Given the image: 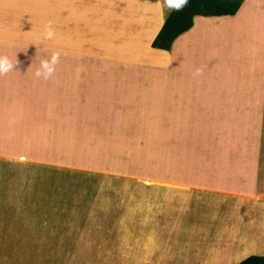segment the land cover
Returning a JSON list of instances; mask_svg holds the SVG:
<instances>
[{"label":"crops","instance_id":"crops-1","mask_svg":"<svg viewBox=\"0 0 264 264\" xmlns=\"http://www.w3.org/2000/svg\"><path fill=\"white\" fill-rule=\"evenodd\" d=\"M83 5H86L83 0H0V54L12 59L20 47L28 52V48L36 50L28 84L30 93H34L36 81V97L27 120L31 134L46 137L45 143L52 145L53 154L50 149L42 154L44 157L28 159L30 162L67 168L68 145L78 144L75 140L81 141L85 135H68L67 126L71 123L68 115L74 109H132L136 122L153 128L139 119L140 111L145 119L146 109L151 106L147 95L144 92L128 95L125 91L127 95L121 98V88L113 78L129 84V70L126 69V75L121 68L117 74L113 70L119 64L124 65L121 63H128L129 56L134 57V62L158 69L156 74H142L145 80L154 76L158 82L151 84L150 77L152 95L158 101L150 116L151 121L158 123V178L142 175L133 178L131 174L118 175L119 172L110 175L158 183V200L109 198L67 204L73 207L76 219L80 218L76 233L84 237L79 241L85 243L80 249L92 252L91 257L144 258L145 261L135 260L134 264H162L159 259L173 247L172 228L179 219L187 221L192 217L188 218L186 197L188 200L198 190L248 200L250 210L264 221L256 213V206L260 205L264 215V4L244 0L230 16L197 15L192 27L178 35L169 49L151 47L169 12L164 0H89L87 8ZM84 14L107 17L117 22L115 29L109 28L105 21L95 20L92 23H97L99 28L87 31L91 32L90 36L84 39L83 27L76 18ZM114 18L124 20L122 29L117 30L122 22ZM49 21L56 35L52 40H45L44 25ZM13 43L15 46L10 52ZM47 45L48 50L42 55ZM54 51L60 53L55 72L47 80L36 78L34 73L40 61ZM107 55L114 59H107ZM78 58L98 62L106 59L109 64L122 62L101 69L93 61L77 62ZM90 69H98L100 74L107 72L108 81L92 74ZM197 69H203L202 75L194 77ZM84 70L86 73L81 76ZM8 74L0 75L3 99L11 92ZM59 82L64 85L61 93ZM44 83L48 86L52 83L59 95L42 92L39 86ZM13 90L19 93L20 83L12 81ZM126 98L130 102L125 105ZM11 109H17L11 100L7 107L4 102L0 103V123L4 124L6 117V125L11 126L15 115ZM112 119L115 121V117ZM116 123L121 128L128 125L120 119ZM38 144L41 146V140ZM59 146L64 147L63 160ZM22 159L13 153L0 152V160L11 166L16 164V174L18 161ZM258 162L262 164L260 184L256 179ZM108 171L111 170L105 172ZM105 189L102 191L105 196L116 190ZM16 192L17 189L13 191L7 186L4 189L0 185V264H18L20 236L15 220L17 223V218L25 217L27 212L32 217L29 219L34 220L43 215L38 211L40 208L49 212V202L31 201L20 205L18 200L13 201ZM28 204L31 207L25 208ZM84 206L85 209L78 210ZM191 226L192 222H187V229ZM95 236L96 245H92ZM24 237L35 241L34 237ZM13 242L12 256L4 255V248L9 252ZM103 243L105 246H101Z\"/></svg>","mask_w":264,"mask_h":264},{"label":"rangeland","instance_id":"rangeland-1","mask_svg":"<svg viewBox=\"0 0 264 264\" xmlns=\"http://www.w3.org/2000/svg\"><path fill=\"white\" fill-rule=\"evenodd\" d=\"M83 1L86 2V5L89 2V0ZM258 1L264 4V0ZM86 5H83V8H87ZM76 18L83 27L84 39L88 38L87 35L90 36L91 32L87 31L99 28L97 23H92L95 20L105 21L109 28L112 26V29H115V23H117H113L107 17L86 16L85 14ZM114 19L122 22L117 30L122 29L124 20ZM34 24L38 25L36 22ZM92 24H96V26ZM11 46L13 47H10V52L14 49L15 43ZM21 49L20 47L12 58L19 61V66L14 67L13 73L9 72L8 74L11 79V92L7 95V99H3V95H0V103L4 102L5 107L11 100L12 106L17 108L11 109L13 113L15 112L11 126L6 125V117L5 123H0V152L13 153L23 159L18 161V174L15 173V163L11 166L6 161L0 160V185L4 189L6 186L12 187L13 191L17 189L18 192L13 195L12 200H18L20 205L31 201L49 202V212L40 208L38 211L43 215L34 217V220L29 219L32 218L29 216V212L25 217L20 215L17 218V223L15 220L14 223L17 224L16 227H18V235L20 236L18 243L20 258L17 253L18 264H134L136 261H145L144 258L117 259L103 256L94 257V255L91 257L92 252L80 249L85 245L84 241H79L84 240V237H80L76 233L80 218H77V222L75 212L71 209L72 206H67V204L109 200V198L113 201L123 199L134 201L158 200V183H145L140 179L132 180L118 176L119 174H131L133 178L139 177L137 175L158 178V158L160 156L158 153V123L150 120V116L154 112L153 108L158 104L152 95L150 77L153 80L151 84H154L155 80L157 82V79L154 76H148L145 80L142 75L156 74L158 69L141 62L132 61L133 56H129L130 61L128 63L116 61L113 62L114 64H109L106 59L103 60L105 62H98L94 59L78 58L77 62L91 63L93 61V64L101 69L110 68L112 65L117 66L118 63L124 64L123 66L119 64L113 71L117 74L121 68L126 75L128 68L129 73L127 75L129 76L127 77L129 80L127 82L129 84L123 79L115 77L113 82L120 86L121 98L127 93L134 95L136 92H144L147 95L151 106L146 109L145 119L142 111H140L139 119L146 125L152 124L153 128L136 122L132 109H74V112L69 111L68 115L69 122L71 121L67 126L68 135L77 133L85 135L81 141L75 140L78 144L68 145L67 168L48 166L47 164L40 166L28 159L37 156L44 157L42 154H46L50 149L51 154H53V149L52 145H46V137H35L29 129L27 119L31 116L35 104L36 81L33 86L34 93L33 91L30 93L28 84L30 83V67L34 65L36 50H34L35 48H24L29 50L28 52ZM43 49L45 50L42 55L48 50V45ZM76 52L80 53V50ZM27 57L28 59L25 60ZM106 57L107 59L113 58L110 55ZM82 60L84 61L81 62ZM90 70L93 71L92 74L100 75L105 82L108 81L107 72L100 74L98 69ZM85 71L81 76L86 73ZM169 71L170 68L167 73ZM12 81L16 82L17 85L20 83L21 90L19 93L16 90L12 91ZM59 81H64V79ZM59 83H61V93L64 85L62 82ZM39 88L42 92L51 93L50 96L59 95L52 83L49 86L46 83L43 86L41 84ZM128 102H130L129 98H126L124 104L126 105ZM107 110L113 111L108 114ZM112 117H115V121ZM117 119L127 121V127H119L116 123ZM38 140H41V146L38 144ZM58 150H61V157H59L63 160L64 147L59 146ZM107 170L111 171L105 172ZM113 172L119 173L118 175L114 174L115 177L112 178L110 175ZM261 176L262 164L258 162L256 175L258 184L261 183ZM127 181L132 182L128 183ZM104 188H106L104 191H114L113 188L116 190L115 193L106 194L107 199L105 193H102ZM198 191L197 194L191 195L188 200L186 197L188 218L192 217L187 221L179 219L178 224L172 228L170 237L173 247L163 259H159L162 264H237L250 254L264 255V221L261 220L262 218L257 219V215L250 210L251 202L243 200L239 196H221ZM20 205L18 206L20 207ZM31 205L28 204L25 208H29ZM246 205L247 208L245 209L244 206ZM259 207L260 205L256 206V213L264 217ZM80 209H85V206L78 208V210ZM26 218L27 220H25ZM187 222L193 224L189 229H187ZM25 235L34 237L35 241L24 237ZM90 244L96 245V241ZM101 246H105V243ZM14 247L15 242L12 243L9 252L4 248L2 253L4 255L8 253L9 256H12ZM155 259L158 261V258Z\"/></svg>","mask_w":264,"mask_h":264},{"label":"trees","instance_id":"trees-1","mask_svg":"<svg viewBox=\"0 0 264 264\" xmlns=\"http://www.w3.org/2000/svg\"><path fill=\"white\" fill-rule=\"evenodd\" d=\"M244 0H189L180 12H168L163 25L151 41L154 48L169 49L172 41L192 27L193 19L201 16H230L235 14ZM237 264H264V255L250 254Z\"/></svg>","mask_w":264,"mask_h":264},{"label":"clouds","instance_id":"clouds-1","mask_svg":"<svg viewBox=\"0 0 264 264\" xmlns=\"http://www.w3.org/2000/svg\"><path fill=\"white\" fill-rule=\"evenodd\" d=\"M169 12L175 11L180 12L185 7L188 6L189 0H164ZM55 30L52 23L49 21L44 25L43 38L45 40H52L55 38ZM60 53L52 52L51 56L47 59H42L40 61L39 68L35 71L34 75L36 78H43L44 80L49 79L56 70V65L59 63ZM19 66V61L14 59H9L7 55L0 54V75L12 72L14 67ZM169 66V65H168ZM203 69H197L193 74L195 76L202 75Z\"/></svg>","mask_w":264,"mask_h":264},{"label":"snow or ice","instance_id":"snow-or-ice-1","mask_svg":"<svg viewBox=\"0 0 264 264\" xmlns=\"http://www.w3.org/2000/svg\"><path fill=\"white\" fill-rule=\"evenodd\" d=\"M177 2H179V0H177Z\"/></svg>","mask_w":264,"mask_h":264}]
</instances>
